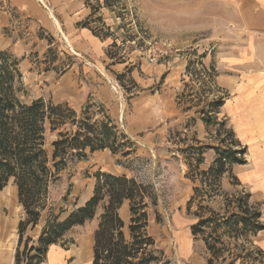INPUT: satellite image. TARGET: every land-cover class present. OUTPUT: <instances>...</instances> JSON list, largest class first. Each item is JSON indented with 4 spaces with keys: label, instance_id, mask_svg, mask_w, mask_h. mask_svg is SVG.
Segmentation results:
<instances>
[{
    "label": "rangeland",
    "instance_id": "rangeland-1",
    "mask_svg": "<svg viewBox=\"0 0 264 264\" xmlns=\"http://www.w3.org/2000/svg\"><path fill=\"white\" fill-rule=\"evenodd\" d=\"M84 1L90 15L83 23L98 31L113 62H88L76 55L65 38V45L52 43L40 28L39 35L51 46L31 55L28 65L20 68L19 94L28 103L44 98L54 104L68 103L78 112L92 106L98 120L109 115L128 137L127 149L132 154L125 158L106 150L76 160L52 187L48 205L64 221L75 206L92 198L96 174L134 178L149 187L148 232L155 239L160 259L155 264H193L191 256L196 255L208 261L205 244L191 231L202 200L204 206L223 212L226 195L248 192L264 220V186L256 188L253 183L258 176L254 178L255 164L264 161V103L254 96L252 86L253 80L264 76V9L260 0ZM122 64L127 65L119 66ZM229 80L239 83L237 97L235 89L227 88ZM219 100L224 106L215 112L212 103ZM209 113L225 125L206 127L202 114ZM235 141L240 148L247 147V165H234L218 186L209 183L202 187L196 171L199 150L203 158L199 172H205L217 158L214 148L235 147ZM260 173L264 174V167ZM196 188L201 193L190 214L188 204ZM69 189V202L64 203L62 198ZM207 192L215 193L209 198ZM47 213H43L44 222ZM102 213L100 206L94 220L73 228L57 247L64 249L88 239L91 231L97 230ZM119 214L128 233V202ZM0 218L5 221L4 227L0 226V264H16L17 222L25 221L27 215L13 180L0 191ZM10 221L13 227L5 232ZM43 228H26L21 252L29 238V246H38ZM253 244L264 255V231L253 238ZM255 256L263 261V256L256 252ZM50 261L57 264L58 254L53 252Z\"/></svg>",
    "mask_w": 264,
    "mask_h": 264
},
{
    "label": "trees",
    "instance_id": "trees-1",
    "mask_svg": "<svg viewBox=\"0 0 264 264\" xmlns=\"http://www.w3.org/2000/svg\"><path fill=\"white\" fill-rule=\"evenodd\" d=\"M83 27L100 37L89 23H84ZM11 58L7 53H0V191L13 180L18 188L19 203L27 215V219L19 223L16 264L45 263L49 247L60 245L73 228L94 220L100 206L103 213L94 234L93 264L159 263L155 239L148 232L149 187L136 179L96 174L92 198L81 207L75 206L64 221H60L55 208L48 205L52 187L73 162L106 150L127 158L132 154L127 149L130 143L109 115L95 119L92 106L78 112L68 103L54 104L44 98L29 103L24 101L19 94L23 78L20 62ZM212 105L216 112L224 102L219 100ZM210 114H202L206 127L225 125L217 115L211 117ZM234 145L226 149L214 148L217 158L205 172H199L203 163L199 150L196 171L202 187L209 183L218 186L234 165H247V147L240 148L238 141ZM70 191L62 198L64 203L69 202ZM195 193L188 204L190 214L201 189L196 188ZM214 193L207 192V195L212 198ZM250 200L248 192L226 195L223 212L204 206L205 200L199 203L194 213L197 223L191 231L195 239L205 244L210 256L208 264H264L262 251L253 244V238L264 231L263 213ZM126 202L131 213L128 233L119 214ZM46 210L47 221L38 246H29V238L21 252L26 228L35 229ZM255 252L263 256V261L256 259Z\"/></svg>",
    "mask_w": 264,
    "mask_h": 264
},
{
    "label": "crops",
    "instance_id": "crops-1",
    "mask_svg": "<svg viewBox=\"0 0 264 264\" xmlns=\"http://www.w3.org/2000/svg\"><path fill=\"white\" fill-rule=\"evenodd\" d=\"M258 2L264 9V1ZM89 15L90 11L86 9L84 0H0V53H10L18 58L20 68L23 69L28 65L31 55L42 52V49L48 45L51 46L47 39L38 33V30L43 28L45 35L50 37L52 43L64 44L63 38H65L68 44L74 47L76 55L88 59V62L110 61L104 40L96 36L90 28L83 27V22ZM125 65L127 64L119 66ZM111 69L116 70V67L111 66ZM152 74L151 70L150 75ZM154 74L158 75L157 71ZM134 75L133 72L132 76ZM253 82L254 96L259 102L264 103V76H258ZM238 85L239 83L233 80L228 81L227 88L236 90L234 97L239 95ZM262 167H264V161L255 164L254 167V178L258 175L253 182L255 187L258 186L256 188L264 186V174L260 173ZM4 224L5 221L0 218V226L4 227ZM45 224L46 222L41 219L36 227L40 225L44 227ZM9 227H13L12 221L8 222L5 232L9 231L7 229ZM94 234L93 229L88 239L72 244L73 246H65L64 249H59L58 245L49 247L48 262L43 264H52L50 258L53 252L58 254L57 264H93ZM53 248L60 251L52 252ZM191 258L193 264H208L205 256L196 255Z\"/></svg>",
    "mask_w": 264,
    "mask_h": 264
},
{
    "label": "built area",
    "instance_id": "built-area-1",
    "mask_svg": "<svg viewBox=\"0 0 264 264\" xmlns=\"http://www.w3.org/2000/svg\"><path fill=\"white\" fill-rule=\"evenodd\" d=\"M155 60H156V59L152 58V59H150V62H151V63H154Z\"/></svg>",
    "mask_w": 264,
    "mask_h": 264
}]
</instances>
